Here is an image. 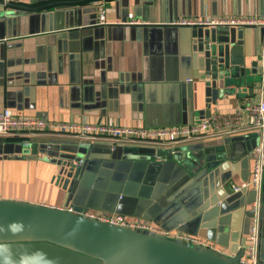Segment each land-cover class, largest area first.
<instances>
[{
    "label": "crops",
    "instance_id": "obj_1",
    "mask_svg": "<svg viewBox=\"0 0 264 264\" xmlns=\"http://www.w3.org/2000/svg\"><path fill=\"white\" fill-rule=\"evenodd\" d=\"M97 2L103 4L104 25L96 23ZM263 17L264 0H0V109L51 123L148 129L190 125L207 111L211 116L233 114L245 103H256L264 90V28L223 27L235 29L243 64L215 90L208 88L212 75L193 42L199 30L205 35L222 27L180 22ZM251 132L207 134L177 143L126 141L117 146L134 157L123 155L120 161L103 158L105 147L112 145L103 138L60 132L0 137V199L67 211L79 207L154 224L164 196L179 181L176 155L225 149L227 157L214 174L219 202L208 205L204 180L199 210L204 218L196 236L231 257L247 243V212L254 195L228 190L250 177ZM151 150H164L170 157L154 158L163 165L155 174L145 163ZM72 159L79 165L73 166ZM260 230L261 242L262 221Z\"/></svg>",
    "mask_w": 264,
    "mask_h": 264
},
{
    "label": "water",
    "instance_id": "obj_2",
    "mask_svg": "<svg viewBox=\"0 0 264 264\" xmlns=\"http://www.w3.org/2000/svg\"><path fill=\"white\" fill-rule=\"evenodd\" d=\"M241 44L235 29L212 28L205 35L199 30L193 45L203 54L205 70L212 75L209 89L216 90L217 85L228 83L229 73L243 64L239 57ZM187 94V109L191 111L189 85ZM209 116L210 111H207L205 117ZM192 123L193 120L189 122ZM228 142L230 140H225L223 144ZM234 150L232 145L229 153ZM127 153L122 146L107 145L103 158L120 161L125 156L134 157ZM227 154L225 149L209 148L189 149L176 155L174 162L177 163L179 181L169 188L168 195L163 198L164 206L155 215L153 223L156 226L158 222L163 223V226H157L159 229L197 235L204 218L199 211L205 201L203 181L207 182L208 205L216 207L219 199L215 194L214 174ZM155 157L170 160L164 150H151L145 156L149 158L145 163L152 174L163 166L155 162ZM77 184L76 179L71 182L73 188ZM219 205L222 210L225 202ZM262 206L264 227V178ZM83 212L79 207H72L69 212L0 199V264H241L243 251L227 257L206 247L185 245L161 235L85 218L81 215ZM247 214L251 217L250 211ZM260 249L259 258L263 263L264 233Z\"/></svg>",
    "mask_w": 264,
    "mask_h": 264
},
{
    "label": "built area",
    "instance_id": "obj_3",
    "mask_svg": "<svg viewBox=\"0 0 264 264\" xmlns=\"http://www.w3.org/2000/svg\"><path fill=\"white\" fill-rule=\"evenodd\" d=\"M96 7V23L97 25L106 24V15L104 13L103 4L97 2ZM136 21L130 24H136ZM182 25L201 24L213 25L219 27H232L237 23L243 25L260 26L264 28V17L257 19L241 20H219L213 22H192V20H183ZM215 23V24H214ZM260 62L264 67V46L261 50ZM244 113V114H243ZM245 116L247 127L243 128V119ZM252 131L258 135V143L249 151L248 156L251 160L250 177L247 181L237 185H231L229 190L231 194H241L245 191H251L253 198L250 203V213L247 232V245L243 249V255L240 258L241 264H262L260 262V232L262 218V186L264 178V90L261 92L258 101L254 104L245 103L233 114H224L218 116L204 117L198 122L190 125L173 126L157 129L148 128H130L119 127L109 124H67V123H51L44 122L38 118H25L13 115L7 108L0 109V137L16 136L25 134H40L45 132L72 133L78 136H86L92 138H103L110 140L112 145H122L126 141H143L154 144L177 143L179 141L198 138L203 135H225ZM24 146H29V142H23ZM73 166L79 165V162L73 160ZM71 212V209L68 210ZM81 215L85 218L101 221L110 225L131 228L143 231L149 234H156L166 237L169 240L179 241L185 245L206 247L215 252L214 248L208 246L203 240L197 236H192L171 230L162 231L155 224H147L138 222L134 219L127 218L120 214L83 212Z\"/></svg>",
    "mask_w": 264,
    "mask_h": 264
},
{
    "label": "rangeland",
    "instance_id": "obj_4",
    "mask_svg": "<svg viewBox=\"0 0 264 264\" xmlns=\"http://www.w3.org/2000/svg\"><path fill=\"white\" fill-rule=\"evenodd\" d=\"M250 135H251V137H254V133H250ZM251 141H253L252 143H253V145L255 144H257L258 143V141H259V138H258V136L257 137H255V138H252V140ZM254 145V146H255ZM246 245H247V243H246ZM246 245H245V247H246ZM246 249V248H245Z\"/></svg>",
    "mask_w": 264,
    "mask_h": 264
}]
</instances>
